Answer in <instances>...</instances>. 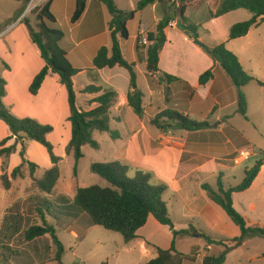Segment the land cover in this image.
<instances>
[{
  "label": "crops",
  "instance_id": "0c3cea01",
  "mask_svg": "<svg viewBox=\"0 0 264 264\" xmlns=\"http://www.w3.org/2000/svg\"><path fill=\"white\" fill-rule=\"evenodd\" d=\"M55 1L56 0H52L50 6L51 13L52 5ZM75 1L76 0H71V3L74 2L75 4ZM161 1L163 0H154V4L142 10H149L152 17L153 29L145 28L146 33L155 32L156 25L163 17L157 13V5L160 4ZM17 2H19V7L16 13L19 12L23 5L22 1ZM190 5L188 7H190ZM167 7L169 11H171L170 9L172 7L168 2L166 5V13ZM105 8L101 0H86L85 11L80 20L74 25L70 24L73 27L69 30V36L66 37L65 35V41L70 47V51L68 52L69 61L75 68L82 70L73 78L74 89L77 93L76 103L78 100L83 103L81 106L77 103V106L88 109L87 102L91 100L93 95L82 93V90L87 86L94 85L100 87L102 90L115 91L117 99L110 109L109 117L110 129L118 134V138L112 139L110 135L107 134L110 140L113 141L110 151H108V162L118 161L126 166L135 168V170L144 169L143 171L150 172L156 177H159V179L167 183L163 194L169 191L168 197L170 201L173 200L175 203L172 207H178L174 211H177L179 214V221L190 223V221L198 220L205 226L204 230L207 234L214 232L220 233L223 227H228V224H226L227 221L224 219L226 215L218 206L207 198L205 192L202 190L201 186L206 182H197L196 184L199 189L194 188L196 190L195 192L193 191L191 183L196 175L204 177L205 173L214 172L222 163L227 162L231 165H235L232 163L231 158L238 151L245 149L250 150V148L240 149L241 144H249V142L243 139L242 135L229 126L225 118L227 116H221L222 114H220L222 109L227 106L229 102L231 105H234V114L236 115L237 113V101L231 95L233 89L230 79L218 64H214L205 50L195 45L193 42L194 39H190L184 31L178 28L177 22H173L164 30L166 42L159 53V72L149 80L146 72L147 47H139V49H136V40L140 31L130 36L131 34L127 25L129 39H132L129 56L125 49V44L129 39L124 41L121 40L119 36H117V38L122 56L126 61L134 64L137 76V91H140L143 95L144 116L138 118L132 112L126 101V95L129 89L127 72L119 67L103 70H96L92 67V60L101 47H105L109 53L111 49L109 30L111 16L107 11L109 18L105 20L107 19L105 13L107 9ZM140 12L136 14L135 18ZM251 17L252 15L245 10H236L215 19L209 16V19L204 22V24H201L206 27L193 25L196 28V35L199 41L209 49L216 45L224 44L225 48L237 57L242 69L249 76L253 75V72L246 68L245 63L247 62V65L248 63L252 65L251 63L254 62L250 56V59L247 58L249 52H252L254 48L253 43L255 42L256 45H260V47L264 49L263 32H260L259 29L252 28L258 27L264 18L257 26L252 27L244 37L229 40L228 31L232 25L247 21ZM184 18L187 20L185 16ZM228 20H230V22L226 26H223V22ZM188 21L189 20H187V23ZM6 24L7 23H5V25ZM14 30L15 29H11L10 33ZM25 30L27 31V29ZM253 32L256 33L253 34ZM13 51L16 55H19V58L17 63L11 66L6 59L12 56L11 54ZM43 67L44 62L40 57L37 47L32 44L29 34L22 40L18 38L16 40L12 39L6 46H0V77L6 82L5 96L2 102L8 106L10 113L18 119L30 118L38 123L46 124L45 121L48 119L50 120L53 115L54 102L52 100L53 98L55 99V95H60L63 100L67 102L66 90L60 85L58 76L49 74L42 83L36 96H31L28 93L33 99L30 110H24L22 107L19 109L17 107V79L18 81L19 79L21 80L23 87L28 91V87L33 78ZM211 68H213L212 80L204 86H200L198 84L200 75ZM164 74L175 77L178 81L167 84L161 79ZM117 81H120L122 84L118 86L116 84ZM253 82H256V80L254 79ZM256 84L260 87L264 86V83L259 85L256 82ZM43 93L47 94L48 100L46 103L43 102L40 104V101L38 102L37 100L41 98ZM229 94L231 98H229ZM165 109L183 113L197 122L207 120L209 124L205 129L197 132H186L177 129L169 130L165 133L161 132L149 124V119ZM111 121L115 123V128L111 127ZM9 135L10 132L4 137H8ZM26 141L27 140H23V145ZM21 143L22 142H20V144ZM100 149L101 147L99 146L98 150ZM252 154L253 152L251 151V155ZM233 162L240 161L235 159ZM213 188L215 189V187ZM234 195H232V203ZM165 204L167 207L166 202ZM169 215L168 213V216ZM149 218L150 216L147 221H149ZM77 222L76 225L79 224ZM190 225L192 226V224ZM144 226L137 232H141ZM88 227L89 226H87V228ZM173 227L175 230L174 225ZM199 233L197 237L202 235L201 231ZM194 234L197 235L196 232H194ZM229 235L230 237L227 239L212 241H226L239 236V234L236 236L233 231H230ZM73 237L75 239H80V236L74 233ZM183 238V236L176 237L175 249L177 241L184 240ZM252 240L262 239H249L240 246L250 245L252 244ZM147 246H151V244H147ZM134 249L135 247L131 245L126 252H132ZM138 250L142 253V256L148 255L144 241L139 243ZM176 251L181 253L179 249H176ZM260 255L261 256L248 257L245 261L248 263L258 261L264 262V252H261ZM156 256L157 251L156 254L150 255L148 260L144 261V264L156 258ZM205 256H216L212 253V245L206 244L203 252L200 250L195 252L193 261H184L183 264H202V260ZM55 262L56 261L51 260L46 262V264H54ZM238 264L243 263L239 261Z\"/></svg>",
  "mask_w": 264,
  "mask_h": 264
},
{
  "label": "rangeland",
  "instance_id": "374dc122",
  "mask_svg": "<svg viewBox=\"0 0 264 264\" xmlns=\"http://www.w3.org/2000/svg\"><path fill=\"white\" fill-rule=\"evenodd\" d=\"M47 1L41 2L40 6L44 5ZM113 1L116 8L122 12L134 10L138 2V0ZM192 1L184 16L189 20V24L206 27L201 24H204L209 19V12L216 10L220 0ZM29 3L19 18L17 17L18 13H16L19 2L15 0H0V32L3 33L0 38V46H6L12 39L16 40L18 38L22 40L26 38L28 30H25L27 29L25 20L34 25L33 11L37 8L28 13L26 10ZM171 7L170 12L174 15L177 14V7L172 6V4ZM73 9L74 2L71 3V0H56L52 5V14L55 16L59 27L66 37L69 36V30L73 27L69 23ZM105 13L107 17L105 20H108L107 10ZM157 13L163 16L160 4L157 5ZM23 15L25 16L22 17ZM177 20V18H174L173 22ZM229 22L230 20L223 22V26H226ZM5 23L7 24L5 25ZM128 27L130 36L135 35L143 27L153 29L152 17L149 10L140 12L133 21L129 22ZM11 29L15 30L10 33ZM252 29H259L264 34V19L258 27ZM131 44L132 39H129L125 44L128 56ZM253 45L254 48L252 52H249L247 58L250 59L251 57L254 62L251 63L252 65L249 63L247 65L246 62L245 66L248 70H252L253 75L250 74L252 78L264 83V49L260 45H256L255 42ZM147 46H149V43L147 45H139L141 48ZM11 55L6 60L11 66H14L17 63L19 55H16L14 51ZM122 72L125 73L124 71ZM16 84L18 87L16 93L17 107L19 109L22 107L24 110H30L33 99L28 94L27 89L23 87L20 79L19 81L17 79ZM116 84L120 86L122 83L117 81ZM232 89L233 93L231 92V95L237 101V91L233 85ZM242 92L247 102L246 116L243 117L238 113V107H236L237 113L235 115L234 105H231L230 102L227 103L228 105L222 109L220 114H222L221 116H227L225 118L229 126L249 142V144H241L240 149L250 148L253 154L247 161L233 162V160H237L238 151L233 156L234 158H231L232 163L235 165L227 162L222 163L214 172L205 173L204 177L196 175L191 185L194 192L196 191L195 189H199L196 184L197 182L203 181L215 187L217 177L221 173L223 183L226 186L235 187L244 178V170L246 168L252 167L259 159L263 160V167L250 189L233 196V208L236 212L252 221L264 223V86L260 87L256 82L252 81L243 88ZM229 98H231L230 94ZM47 100V94L43 93L37 101H40V104H42L43 102L46 103ZM52 101L54 102L52 117L50 120L45 121L46 124L40 123L53 128V132L47 136V140L53 146L54 155L61 158L58 166L60 176L50 194L41 192L34 182L40 179L44 172L52 166L42 146L30 140L24 142L22 146L20 144L21 139L15 138L8 140L6 144L0 146V151L10 149L8 154L0 153V264H46V262L53 260L56 248L49 235L34 243H26L22 237L23 231L29 226H43L39 211L42 212L48 225L54 228L55 234L64 249L62 259L54 264H144V261L148 260L150 255L156 254V248L168 250L173 238L172 231L169 227L160 225L152 216H150L143 230L137 232V238L126 244L121 235L99 226H93L87 215L75 213V209L70 207L69 203L77 188L95 185L100 187L108 186L104 180L90 172V166L93 163L108 162V151H110L113 141L110 140L106 133L94 132L93 139L99 144L101 149L93 150L88 146L84 147L83 157L78 162L77 171L74 174L73 157L71 155L66 156L64 151L70 139V124L67 121L69 115L67 102L58 94L55 95V99L53 98ZM77 103L80 106L83 105L80 100ZM4 106L8 109L7 105L4 104ZM111 127L115 128L113 121H111ZM8 132V128L0 120V142L7 138L4 136H7ZM27 162L38 166L33 176L30 175ZM128 167L129 178H133L136 170H142ZM17 168L18 171L15 172ZM150 175L155 185H161L166 188L167 183L165 181L152 173ZM169 193V191H166L163 194V199L167 203L170 220L175 226L176 231H188V235L183 236L184 240L177 241L176 249H179L181 253L193 255L197 250L203 252L208 239H227L230 237V231L235 232L236 236L239 234L237 227L224 214L228 227H223L220 233L207 234L204 230L205 226L198 220L190 221V223L179 221V214L177 211H174L178 207H172L175 203L173 200L170 201L168 197ZM76 222L79 224L76 225ZM87 226L89 227L87 228ZM200 231L202 236L197 237ZM73 233L80 236V239H75ZM142 241L146 244L147 256H142V253L138 250V245ZM251 243L250 245L240 246L229 251L225 256L226 260L224 264H238L239 261L243 264H264L262 261L253 263L245 261L248 257L261 256V252H264V240H252ZM147 244H151V246H147ZM131 245L135 249L127 253L126 250ZM225 245L229 244L225 242ZM224 251L223 245L212 244V253L216 256L222 254Z\"/></svg>",
  "mask_w": 264,
  "mask_h": 264
},
{
  "label": "trees",
  "instance_id": "16d2710c",
  "mask_svg": "<svg viewBox=\"0 0 264 264\" xmlns=\"http://www.w3.org/2000/svg\"><path fill=\"white\" fill-rule=\"evenodd\" d=\"M16 1H22L23 3L17 15L20 17L31 0ZM101 2L111 16L109 22L111 49L109 53L105 47H101L92 60V67L96 70L119 67L127 72L129 89L126 101L132 112L138 118H142L144 116L143 95L140 91H137V76L134 64L126 61L122 56L117 36L121 40H128V23L134 20L138 12L154 4V0H139L136 9L130 12L119 11L113 0H101ZM167 2L169 3V1ZM191 2L192 0H178L179 5L175 15L167 7V13L163 15L156 25L155 32L147 34L149 46H147L146 72L149 80L159 72V53L166 42L164 30L174 21V18L178 19L176 21L178 28L184 31L190 39L198 38L196 28L188 24L184 18V13ZM51 3L52 0H48L44 5L37 7L33 11L34 25L25 20L29 38L32 44L37 47L44 62V67L36 74L29 85L28 93L31 96H36L49 74L57 75L60 85L65 88L69 111L67 121L70 124V139L64 151L66 156L71 155L73 157V172L75 174L78 162L83 157L82 149L86 146L93 150L99 149L98 143L92 137L93 132L109 134L112 139L118 138V134L110 129L109 117L110 109L116 102L117 94L113 90H102L100 87L90 85L82 90L83 94L93 95L91 100L87 102L88 109L77 106V93L74 89L73 78L82 70L75 68L69 61L68 52L70 47L65 41V33L59 27L50 11ZM85 6L86 0L75 1L74 9L69 19L71 25L76 24L80 20L85 11ZM172 6L175 5L172 4ZM236 10H245L252 17L247 21L232 25L228 31L229 40L246 36L252 27L257 26L262 21L264 18V0H220L216 10L210 12L209 16L215 19ZM191 33L194 34V37ZM136 49H139L138 40H136ZM205 52L210 56L214 64L220 66L236 88L237 111L241 116L245 117L247 103L242 88L254 81V79L242 69L237 57L229 52L224 44L216 45ZM212 78L213 68L200 75L198 84L204 86ZM161 79L167 84L178 81L177 78L166 74L162 75ZM256 82L262 85L261 82ZM5 85V80L0 77V120L10 132V135L0 142V146H3L12 138L21 139L22 146L24 139L42 146L52 166L44 172L40 179L34 182L41 192L50 194L59 179L60 169L58 166L61 161V158L54 155L53 146L47 140V136L53 132V128L49 125H42L30 118L18 119L13 116L2 102L5 96ZM149 124L165 133L176 129L186 132H197L205 129L209 123L207 120L197 122L183 113L165 109L149 119ZM9 152L10 149L0 151L1 154H8ZM26 164L30 175L33 176L38 166L30 162ZM262 166L263 160L259 159L252 167L246 168L244 170V178L235 187L225 186L222 181V174L217 177L215 189L207 183L202 184L201 188L207 198L218 206L239 230L238 237L225 241L229 245H225L223 241L215 242L208 239V245H223L225 251L218 256H205L202 264H223L226 254L242 245L245 241L253 238L264 240V223L255 222L241 216L233 208L232 203V195L248 190ZM17 171L18 168L15 169V172ZM128 171L129 167L118 161L91 164L90 172L104 180L108 186L100 187L95 185L77 188L69 203L70 207L75 209V213L87 215L93 226H99L121 235L124 243H129L136 239V232L146 224L148 217L152 216L160 225L171 229L173 239L168 250L157 248L156 258L149 260L145 264H183L184 261H193L195 254L186 256L175 249V238L188 235V231L174 230L163 200V193L166 188L161 185H155L152 182V176L148 172L136 170L133 178H129ZM39 213L43 226H29L23 231V240L26 243H34L49 235L56 248L53 261L59 262L64 253L63 246L58 240L54 228L48 225L42 212L39 211Z\"/></svg>",
  "mask_w": 264,
  "mask_h": 264
},
{
  "label": "built area",
  "instance_id": "2783aa9c",
  "mask_svg": "<svg viewBox=\"0 0 264 264\" xmlns=\"http://www.w3.org/2000/svg\"><path fill=\"white\" fill-rule=\"evenodd\" d=\"M45 0H31L28 7H27V12L29 13L30 11H32L33 9H35L36 7H39L41 2H43ZM169 1L170 4H174L175 7L178 6V0H167ZM25 11V12H26ZM25 15H23L22 17H24ZM2 32H0V38L2 36ZM147 34L145 32V27L141 28L140 30V33L137 37V40H138V44L139 45H147L149 42H148V39H147ZM251 156V151L250 150H241L239 151L238 153V157H237V160L238 161H247Z\"/></svg>",
  "mask_w": 264,
  "mask_h": 264
},
{
  "label": "water",
  "instance_id": "95a60500",
  "mask_svg": "<svg viewBox=\"0 0 264 264\" xmlns=\"http://www.w3.org/2000/svg\"><path fill=\"white\" fill-rule=\"evenodd\" d=\"M166 5H167V1L166 0H163V1L160 2V7H161V10H162L164 15L166 14ZM191 35L194 37L193 33H191ZM193 42H194L195 45L199 46L200 48L204 49L205 51L209 50V48L206 45H204L201 41H199L197 38H195L193 40Z\"/></svg>",
  "mask_w": 264,
  "mask_h": 264
}]
</instances>
